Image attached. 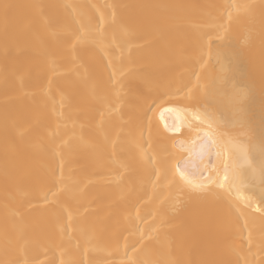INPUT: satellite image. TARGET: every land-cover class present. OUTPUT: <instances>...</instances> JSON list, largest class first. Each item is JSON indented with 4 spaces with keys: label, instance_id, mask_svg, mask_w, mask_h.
Listing matches in <instances>:
<instances>
[{
    "label": "bare ground",
    "instance_id": "6f19581e",
    "mask_svg": "<svg viewBox=\"0 0 264 264\" xmlns=\"http://www.w3.org/2000/svg\"><path fill=\"white\" fill-rule=\"evenodd\" d=\"M65 4L79 8L73 13ZM229 4L251 11L237 17L229 9V19ZM110 5H121L114 23ZM209 18L211 29L205 27ZM89 20L91 33L81 27ZM97 21L100 32L94 31ZM202 28L212 32L203 53ZM81 34L85 39H74ZM236 48L243 52L239 60L232 56ZM237 84L251 89L246 107L259 134L264 0H0V264L22 258L21 236L27 259L41 264L231 259L222 237L232 224L247 221L258 238L264 223L259 197L237 185L229 203L183 192L177 199L164 171L179 166L194 184L217 179L214 169L199 163V138L186 151L191 142L185 129L181 148L168 127L186 123L179 107L187 97L204 101L213 85L214 98L224 102L223 126L233 119L229 97ZM142 133L151 137L159 179L146 163L123 169L113 163L134 159ZM114 144L123 146V154ZM141 236L146 238L132 250ZM248 258L264 264L257 248Z\"/></svg>",
    "mask_w": 264,
    "mask_h": 264
},
{
    "label": "snow or ice",
    "instance_id": "6c2138e0",
    "mask_svg": "<svg viewBox=\"0 0 264 264\" xmlns=\"http://www.w3.org/2000/svg\"><path fill=\"white\" fill-rule=\"evenodd\" d=\"M8 7V5H4L5 9ZM63 7L73 13L79 8L78 5L73 4H65ZM107 7L113 9L110 19L114 23L115 10L119 9L121 5H110ZM229 9H232L239 17L240 15L249 14L251 6L231 4L225 6V14L231 19L233 11H229ZM85 26L89 28L90 33L93 31L90 20L87 25H81L82 28ZM205 27L209 29L214 27V22L211 18L206 21ZM121 29L127 33L130 31V26L127 23H122ZM94 31H101V21H97ZM220 38L219 35L216 36L217 40ZM74 39L83 40L85 37L81 34L75 36ZM211 39L212 32L210 30L206 31L202 28L199 31L198 40L202 53ZM232 56L239 60L243 56V52L241 49L236 48L233 50ZM201 59H203V56ZM180 91H183V89ZM232 93V96L229 97V104L231 105L233 119L225 121L223 126L221 125V119L223 117L224 102L214 98L218 95L215 85L207 89L204 94V101H201L199 96L187 97L188 102L179 107L178 110L185 114L186 123H177L171 127L166 125L169 132L178 134L174 137L177 140V147L183 148L186 141L191 142L190 147L186 151H191L192 147L197 143V138H199V152L197 154L199 163L204 166L205 170L214 169L217 174V179L214 181L209 178L206 183L194 184L188 180L185 170L180 169L179 166L174 171L170 166L165 167V179L168 180L169 175H171L170 184L172 189L178 190L177 199H179V192H183L189 198L197 196L210 203L217 200L229 203L232 197V188L240 185L245 187L247 191L257 195L260 204L264 206V121L261 122V128L259 134H257L250 108L246 107V102L252 95L250 88L244 84L232 85ZM155 105L156 101H153L148 111H152ZM217 113H220V117L217 116ZM182 128L185 129L186 141H182L179 138ZM150 140V136L145 138L142 133L136 144V156L134 159H122L119 161L113 159V163H117L121 169L130 167L133 162L146 163L152 166V174L159 179L158 169L155 164L156 154L152 151ZM114 147L118 148L123 154L122 145L114 144ZM226 153H228V158L226 160L222 159ZM213 156L216 158L217 163H213ZM205 157L208 158L207 164L204 163ZM221 171L222 178H220ZM182 181L183 185L181 184ZM213 185L215 186L213 187ZM50 194L51 189H49V193L44 195L43 199L48 201ZM246 200L248 207H252L253 202L251 199L246 198ZM229 206L234 207L235 205L229 204ZM253 228L254 226L250 227L247 221H245L243 227H239L235 223L231 225L230 229L222 237V246L224 251L232 258L227 261H220L218 264H256L254 260L248 257L252 255L253 248L259 249L260 254L264 255V223L259 228L258 238H254ZM145 238L141 236L140 240L131 244V249L135 250L137 244ZM85 239L90 241L87 233L85 234ZM237 241H240V243H237ZM26 246L27 240L21 236L18 241V247L22 253V258L14 261L13 264H41L38 258L36 261L27 259ZM126 255L127 251H125ZM60 264H76V262L61 260Z\"/></svg>",
    "mask_w": 264,
    "mask_h": 264
}]
</instances>
